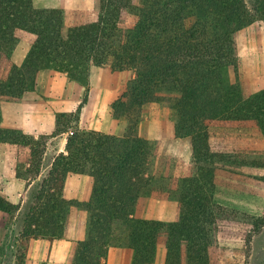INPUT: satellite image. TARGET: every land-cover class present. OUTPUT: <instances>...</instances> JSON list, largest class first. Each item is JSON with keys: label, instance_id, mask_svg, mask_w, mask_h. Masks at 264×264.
<instances>
[{"label": "trees", "instance_id": "16d2710c", "mask_svg": "<svg viewBox=\"0 0 264 264\" xmlns=\"http://www.w3.org/2000/svg\"><path fill=\"white\" fill-rule=\"evenodd\" d=\"M263 16L264 0H99L94 21L66 25L60 9L37 8L33 0H0V110L34 91L41 70L70 80L91 67L132 73L110 105L114 116L127 120L122 135L81 129L80 107L58 113L52 134L67 135L64 151L54 157L23 207L0 194V213L21 220L18 260L23 262L31 239L66 238L74 208L85 212V235L72 245L65 264H103L111 248L129 249V264H155L161 238L164 264H216L219 233L240 231L249 243L264 227V216L216 203L215 175L228 167L264 170V149L214 151L209 127L253 123L264 141V90L244 94L236 42L241 30ZM26 36L28 51L16 65L14 48ZM148 103L168 106L174 136L190 140L184 170H176L159 141L139 135L141 111ZM0 143L17 148L16 179L30 176V185L38 178L43 143L1 125ZM69 174L92 179L88 201L63 197ZM260 181L264 184V174ZM144 193L175 202V220L137 217Z\"/></svg>", "mask_w": 264, "mask_h": 264}, {"label": "rangeland", "instance_id": "374dc122", "mask_svg": "<svg viewBox=\"0 0 264 264\" xmlns=\"http://www.w3.org/2000/svg\"><path fill=\"white\" fill-rule=\"evenodd\" d=\"M33 4L37 8L62 10L66 25L92 22L99 10V0H33ZM29 41L26 36L16 44L11 57L14 64H22ZM236 42L239 54L238 80L244 94L249 96L264 90V16L241 30L236 36ZM131 77V72H114L104 67H91L77 80H70L65 74L52 70H41L37 74V89L25 98L21 108H12L10 104H4L1 108L0 125L4 129H15L34 137L45 145V150L51 145L53 148L49 149L45 160V164L48 161L50 163L61 147L62 137L54 140L56 136L52 134L58 113L75 112L80 107L81 110L84 109L82 118L80 116L81 129L92 128L108 134L124 133L127 120L123 116H114L110 105L121 96ZM229 77L232 82L235 81L231 69ZM16 115L23 116L25 133L11 127V119ZM173 117L168 106L148 103L142 108L138 133L142 138L159 141L164 154L173 158L176 170L182 171L189 160L190 142L187 138L174 136ZM209 133L210 145L214 151L255 153L264 149L262 134L253 123H214L209 127ZM16 150V146L12 144L0 143V194L9 202L23 207L27 197L44 178L47 165H44L43 154L40 174L30 182L29 187L27 183L30 176L18 181L12 178L13 170L15 173ZM220 172L222 177L215 188L214 201L241 213L264 216V184L260 181L264 170L241 166L228 167ZM172 208L175 209L176 216L175 202L158 200L144 193L136 216L171 223L175 220L174 218L172 221ZM21 226L19 216L10 218L0 213V264H35L27 262L26 257L23 262L17 258L19 245L16 239ZM217 240L216 264H264V227L249 243L243 232L233 230L219 233ZM163 241V238L158 241L155 264H164Z\"/></svg>", "mask_w": 264, "mask_h": 264}, {"label": "crops", "instance_id": "0c3cea01", "mask_svg": "<svg viewBox=\"0 0 264 264\" xmlns=\"http://www.w3.org/2000/svg\"><path fill=\"white\" fill-rule=\"evenodd\" d=\"M36 79H37V76H36ZM37 87H38V85H37V80H36L35 89H37ZM31 93H33V91L25 94L21 98V100L16 102V103H6V104H10V106L12 108H17V109L21 108L23 106L22 104L25 101V98ZM32 98H34V95H32ZM3 106H4V104L1 106V108H3ZM66 113H70V112H66ZM83 113H84V109L81 110V108H80L79 123H80V120L83 116ZM80 116H81V118H80ZM4 121H5V119L3 118V124H4ZM11 121L13 123V125L11 127L17 128V129L23 131L24 133L26 132L24 130L25 123L23 121V116L16 115L11 119ZM54 128H55V124H54ZM90 130L96 131L92 128H90ZM97 132L108 134L105 131H97ZM110 135L120 136L121 132L120 133L118 132L116 134L112 133ZM59 137H62V139L60 140L62 148L60 147L57 149V151L55 152L56 156L60 152L64 151L67 135L66 134L57 135L54 138V140L56 138H59ZM189 142H190V140H189ZM50 148H53V147L51 145H48V147H46V150L44 152V157H43L44 165H47L46 169H45L47 171L49 170L51 163L54 159L53 158L50 163L48 161L45 164V160L47 158V154H48V151ZM190 150H191V146H190ZM47 171H46L45 175L47 174ZM42 172H43V168H42ZM45 175H44V177H45ZM221 177H222L221 172L220 171L217 172L215 175L216 187L218 186V182H219V179ZM12 178L18 181V179H16L14 170L12 173ZM28 186L30 187L31 184ZM91 189H92V179L89 176L69 174L65 180L62 195L66 200H71V201L83 203V202L88 201V199L90 198ZM218 204L223 205L222 203H218ZM223 206H225V205H223ZM138 208H139V204H138ZM85 218H86L85 212H83L80 209L74 208L72 210V214L70 217V223H69V228H68L66 238L60 239V240H52V241H49L46 239H36V240L31 239L28 242L26 261L27 262H33L35 264H64V262L66 261L67 257L70 254L72 245L75 242L80 241L84 238V235H85ZM174 218H176L175 209L172 208V221ZM130 252L131 251L129 249H125V248H122V249L111 248L108 251L107 257L105 258L103 263H105V264H129L130 263L129 256L131 259ZM123 258H124V260H123Z\"/></svg>", "mask_w": 264, "mask_h": 264}]
</instances>
